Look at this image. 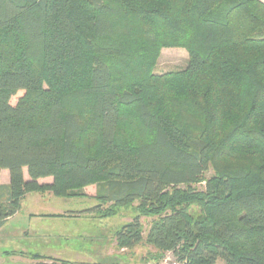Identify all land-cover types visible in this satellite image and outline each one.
I'll list each match as a JSON object with an SVG mask.
<instances>
[{"label":"trees","instance_id":"1","mask_svg":"<svg viewBox=\"0 0 264 264\" xmlns=\"http://www.w3.org/2000/svg\"><path fill=\"white\" fill-rule=\"evenodd\" d=\"M163 48L186 68L155 74ZM0 169V227L30 193L89 198L71 217L134 207L116 248L146 264H264V4L0 0Z\"/></svg>","mask_w":264,"mask_h":264},{"label":"rangeland","instance_id":"2","mask_svg":"<svg viewBox=\"0 0 264 264\" xmlns=\"http://www.w3.org/2000/svg\"><path fill=\"white\" fill-rule=\"evenodd\" d=\"M187 64L188 54L184 49L163 48L160 51L153 72L155 74H163L167 72L180 71L185 69ZM206 176L209 177L210 173H208ZM202 186L203 184H200L199 186H197V188L201 189ZM56 201L59 204H63L62 206H60V208H63L64 210H67L68 208H72V210H82V208L89 209L92 206L91 202L78 200V198H75L71 201ZM193 211L196 212V208H193ZM93 216L94 219L89 218L87 220L74 219L69 222L42 221L34 223L33 225L38 230L42 227L44 229L38 231L39 234L37 235H39V238H36L37 240L32 238L27 240V242H29V245L27 247L29 249V252H31L32 254H48L47 249H51L56 242L63 238L62 236L69 235V233L73 237L72 239L73 242H75V248H81L85 250V252L89 255L91 253L93 254L91 264H146L145 259H147L148 253L155 252V250H149L150 248L144 245L136 246L133 250L130 251L118 250L116 248L115 234L116 232H119L123 226L136 218L137 213L134 210V207L120 208L115 215L109 217L98 218L96 214H94ZM153 220V218H141V223L144 231L143 237H145V234L148 231ZM43 233L46 234V241H44L45 239L38 240L41 239ZM82 234H85V236L82 237ZM106 240H108L107 242L109 243L108 245L110 250L108 252L109 255L107 256V259L105 257H101L100 255L104 250L103 245L106 246V243H104L103 241ZM49 242L52 243V245H50ZM14 246V244L9 245L8 250H12ZM149 264L176 263L174 262L171 254L166 253L163 259L159 262H150ZM217 264L221 263L218 262Z\"/></svg>","mask_w":264,"mask_h":264},{"label":"crops","instance_id":"3","mask_svg":"<svg viewBox=\"0 0 264 264\" xmlns=\"http://www.w3.org/2000/svg\"><path fill=\"white\" fill-rule=\"evenodd\" d=\"M264 4V0H260ZM23 170L24 179L27 180V172L25 174ZM50 179L39 180L41 183H50ZM0 185L7 188L9 185V173L7 170L0 169ZM94 188L84 189V192L88 195L94 193ZM56 200L71 201L74 199L56 198L50 193H30L24 196L21 201L19 211L10 218L2 227H0V264H39V261L32 260L30 257L31 252L27 248L29 242L28 239L32 238L37 240L39 238L37 234L39 230L33 224L42 221H55V222H69L71 220H83V219H94V214H82L77 217H71L75 213H83L96 206V201L89 198H81L78 200H85L91 202L92 206L89 209L82 208V210H72L68 208L64 210L60 208L63 204L57 203ZM77 200V199H76ZM68 204V203H67ZM44 231V230H43ZM85 234H82V237ZM63 238L52 246L51 249H47L48 254H39L46 258H53L55 260L67 261L74 264H91L92 253L89 255L85 250L81 248H75V242L73 237L70 235H64ZM46 241V234L43 233L41 239L38 240ZM75 241V240H74ZM86 241V240H84ZM106 246L103 245L104 250L102 251L101 257L109 255V243ZM15 245L12 250H8L9 245ZM50 245L52 243L49 242ZM116 244V243H115ZM7 246V247H6ZM6 247V249H5ZM150 250V249H149ZM4 253H9L5 255ZM88 255V256H87ZM109 258V257H108ZM97 259V258H96Z\"/></svg>","mask_w":264,"mask_h":264}]
</instances>
